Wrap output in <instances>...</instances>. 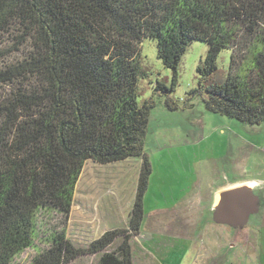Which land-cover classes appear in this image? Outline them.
I'll return each mask as SVG.
<instances>
[{"label":"trees","instance_id":"16d2710c","mask_svg":"<svg viewBox=\"0 0 264 264\" xmlns=\"http://www.w3.org/2000/svg\"><path fill=\"white\" fill-rule=\"evenodd\" d=\"M143 39L157 42L172 87L189 44L206 43L189 95L203 90L206 111L264 123V0H0V264L37 239L47 247L30 264H70L85 253L99 255L97 264H133L154 108L151 100L137 104ZM224 50V83L206 85ZM158 90L169 91L162 83ZM129 158L141 165L128 226L76 249L66 224L84 164ZM52 215L53 225L42 221Z\"/></svg>","mask_w":264,"mask_h":264},{"label":"rangeland","instance_id":"374dc122","mask_svg":"<svg viewBox=\"0 0 264 264\" xmlns=\"http://www.w3.org/2000/svg\"><path fill=\"white\" fill-rule=\"evenodd\" d=\"M139 49L137 104L151 100L154 108L143 147L151 175L143 200V225L131 240L133 264H264L262 250L249 254L240 252L242 247L230 249L238 245L241 232L232 224L215 222L208 210L219 183L264 180V123L249 125L206 111L203 90L201 95H189L198 88L197 67L204 63L206 43L189 44L173 87L172 71L157 56V42L143 39ZM16 56H9V61ZM229 60L228 50L219 54L217 71L206 85L224 83ZM157 83L168 93L154 92ZM140 165L138 158L84 164L66 224V237L76 249L86 251L104 232L128 226ZM263 195L264 190L253 195V208L237 207L250 231L261 224ZM55 220V215L42 218L49 225ZM46 247L37 239L10 264H30ZM98 259L97 254L85 253L70 264H97Z\"/></svg>","mask_w":264,"mask_h":264},{"label":"water","instance_id":"95a60500","mask_svg":"<svg viewBox=\"0 0 264 264\" xmlns=\"http://www.w3.org/2000/svg\"><path fill=\"white\" fill-rule=\"evenodd\" d=\"M253 195V191L244 192L241 189L224 192L223 209L219 210L212 207V219L217 223L232 224L236 230L244 228L247 221L241 217L242 213L237 210V207L240 205L242 208H253L255 202ZM235 216H238L237 219Z\"/></svg>","mask_w":264,"mask_h":264},{"label":"crops","instance_id":"0c3cea01","mask_svg":"<svg viewBox=\"0 0 264 264\" xmlns=\"http://www.w3.org/2000/svg\"><path fill=\"white\" fill-rule=\"evenodd\" d=\"M244 183L254 185V188L252 190L253 194H255L258 191L264 190V180H260L257 178H246V179H240V180L238 179L236 181H231L228 183H219V185H216V188L217 186L228 188L231 186H237L239 184H244ZM262 197H263V202H264V195ZM208 210L209 212H212V207ZM260 219H261V224L259 228L255 230L250 231V227H248V225L246 224L245 227L241 230L242 238L238 237L236 240V243L238 245L236 244L231 245L230 249L232 248V250H237V249L240 250V248L242 247L240 252H244V253L249 252V254L256 253L261 250L262 252H264V215ZM254 259L256 260L257 258L254 257Z\"/></svg>","mask_w":264,"mask_h":264},{"label":"bare ground","instance_id":"6f19581e","mask_svg":"<svg viewBox=\"0 0 264 264\" xmlns=\"http://www.w3.org/2000/svg\"><path fill=\"white\" fill-rule=\"evenodd\" d=\"M253 188H254V185L248 184V183L239 184L237 186H231L228 188L217 186L216 191L212 198V207L214 209H219V210L223 209V193L228 190L241 189L242 191L247 192V191H252Z\"/></svg>","mask_w":264,"mask_h":264}]
</instances>
